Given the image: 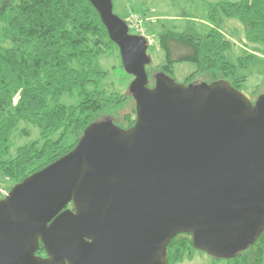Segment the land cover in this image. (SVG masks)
<instances>
[{"label": "water", "instance_id": "1", "mask_svg": "<svg viewBox=\"0 0 264 264\" xmlns=\"http://www.w3.org/2000/svg\"><path fill=\"white\" fill-rule=\"evenodd\" d=\"M89 1L133 77L136 122L89 125L0 200V264H168L182 233L214 259L247 250L264 234V94L165 74L150 87L147 39L113 0Z\"/></svg>", "mask_w": 264, "mask_h": 264}, {"label": "trees", "instance_id": "2", "mask_svg": "<svg viewBox=\"0 0 264 264\" xmlns=\"http://www.w3.org/2000/svg\"><path fill=\"white\" fill-rule=\"evenodd\" d=\"M194 1L207 3L208 25L201 29L197 18L185 11L183 30L160 19L157 41L165 59L156 67L157 74L174 78L175 64L193 63L197 70L186 85L199 84L204 72L210 79L205 83L225 80L243 91L247 78L238 75V68L247 67L254 58L245 54L239 63L232 61L229 53L236 44L223 27L227 21H239L247 44H264V0ZM148 9L143 12L145 18ZM134 10L139 13L138 8ZM237 32L234 29L232 35ZM116 51L120 52L89 0H0V185L11 183V191L70 153L93 123L110 122L125 130L134 126L133 96L130 91L129 95L110 91L105 84L110 71L99 67L102 57ZM150 59L149 66L153 65ZM147 72L155 81L156 75L152 77L148 68ZM262 94L253 92V100ZM66 96H77L79 102L67 105L62 101ZM133 100L132 113L125 115ZM34 129L37 139L31 138ZM21 139L27 141L19 144ZM197 253L205 254L194 247L192 235L179 234L168 246V264L193 260ZM44 254L41 245L36 255ZM213 260L264 264V234L231 259Z\"/></svg>", "mask_w": 264, "mask_h": 264}, {"label": "rangeland", "instance_id": "3", "mask_svg": "<svg viewBox=\"0 0 264 264\" xmlns=\"http://www.w3.org/2000/svg\"><path fill=\"white\" fill-rule=\"evenodd\" d=\"M173 3L172 0H113L114 13L124 19L132 32L140 30L148 42V53L152 58L153 65H150L148 70L152 72V77L159 72L156 70L159 63L165 59L164 52L159 49L158 34L161 31L160 19L164 18L168 26H174L177 30H183L186 24L185 19H182V12H186L189 16L197 18L199 27L206 26L207 3L201 1L187 2L185 0H178ZM219 1L239 2L241 0H208L209 3H216ZM149 8L147 17H143V12ZM134 8H138L139 13L135 12ZM198 21L196 23H198ZM208 25V24H207ZM238 29V32L232 35V31ZM223 32L230 36L231 40L235 42V47L232 49L229 56L235 63H239V57L245 54L252 55L254 60L247 67H239L238 75L247 78L246 87L242 91L247 97L254 101L255 95L253 92L261 93L264 89H257L259 86H264V44H247L245 41V32L242 24L236 20L227 21L223 27ZM153 66V67H152ZM99 67L102 70H109L110 77L106 81V86L110 91H124L129 95V87L133 81V77L128 75L123 67L121 55L116 51L111 56H105L100 59ZM197 70V66L193 63H179L174 66V79L180 84H186L187 78ZM200 83L210 82V79L201 72ZM154 85V80L150 81ZM67 105L76 104L79 102L77 96H66L62 99ZM135 107L134 100L125 110L126 114H131ZM32 139L38 138V132L34 129ZM27 140H18L19 144H23ZM11 183H3L0 185V200L4 199L10 192ZM179 264H225L224 262H216L207 254L197 253L193 260H185Z\"/></svg>", "mask_w": 264, "mask_h": 264}, {"label": "flooded vegetation", "instance_id": "4", "mask_svg": "<svg viewBox=\"0 0 264 264\" xmlns=\"http://www.w3.org/2000/svg\"><path fill=\"white\" fill-rule=\"evenodd\" d=\"M66 210L73 211L74 210L73 204L72 203L68 204L67 207H66ZM41 257L44 258V259H46L48 257L46 251H45L44 255H41Z\"/></svg>", "mask_w": 264, "mask_h": 264}, {"label": "built area", "instance_id": "5", "mask_svg": "<svg viewBox=\"0 0 264 264\" xmlns=\"http://www.w3.org/2000/svg\"><path fill=\"white\" fill-rule=\"evenodd\" d=\"M129 29H130V31H132L133 28H132L131 26H129ZM133 34H134V33H133ZM135 34H136V35H142V36H144L142 33H140V30H138V29L135 30Z\"/></svg>", "mask_w": 264, "mask_h": 264}]
</instances>
